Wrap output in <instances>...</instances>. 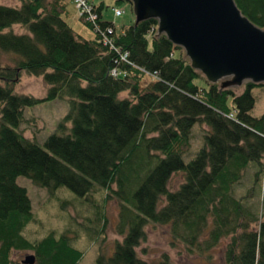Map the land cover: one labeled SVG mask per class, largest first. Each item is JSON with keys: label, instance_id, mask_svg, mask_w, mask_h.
<instances>
[{"label": "trees", "instance_id": "obj_1", "mask_svg": "<svg viewBox=\"0 0 264 264\" xmlns=\"http://www.w3.org/2000/svg\"><path fill=\"white\" fill-rule=\"evenodd\" d=\"M17 1L20 7L0 5V52L17 57L14 67L0 63V264H16L13 251H32L37 264H79L83 256L65 233L35 242L23 236L32 206L18 177L52 191L66 187L81 198L101 188L118 199L123 240L97 264H146L136 249L150 224L182 227L194 244L210 223L212 244L231 237L228 264H264V222L249 228L255 219L243 204L246 196H235L247 169L255 166V176L263 169L264 113L253 117L251 110L252 90L264 84L247 82L241 93L222 89L158 35L156 20L118 31L104 20V2L96 12L102 27L113 28L107 45L96 34L94 40L78 36L62 18L60 0ZM234 1L264 29V0ZM115 2L132 7L129 0ZM15 26L26 33H15ZM130 64L157 78L142 88L145 75ZM116 67L126 76H112ZM22 72L43 78L46 97L16 93ZM60 99L68 110L56 131L42 144L26 138L20 131L25 110ZM199 124L208 129L203 146L186 163ZM178 172L185 182L171 191ZM164 259L161 264H170Z\"/></svg>", "mask_w": 264, "mask_h": 264}, {"label": "rangeland", "instance_id": "obj_2", "mask_svg": "<svg viewBox=\"0 0 264 264\" xmlns=\"http://www.w3.org/2000/svg\"><path fill=\"white\" fill-rule=\"evenodd\" d=\"M100 2H104L105 5L104 20L113 22L118 31L134 22L135 17L129 3L117 4L115 0H97V5ZM0 5L21 6L17 0H0ZM59 5L66 6L62 18L74 32L86 40H94L95 33L80 19L74 1L60 0ZM115 7L124 9L125 13L121 17H115L113 12ZM12 31L26 33V30L20 26H15ZM16 58L13 54L0 52L1 65L14 67ZM152 81H154L153 77L145 75L140 85L144 88ZM218 83L221 85V82ZM246 83L232 88L237 93H241ZM48 89L49 86L42 77L32 76L25 72L21 73L15 86L16 93L31 95L39 99L46 97ZM252 95L255 97V105L251 110V115L260 117L264 113V86L254 88ZM121 97H128V93H123ZM67 110L66 101L61 99L44 102L34 109H26L25 121L20 131L26 138L42 144L56 131L59 123L67 114ZM207 130L204 124L194 126L191 146L184 157L186 163L192 160L203 146V136ZM256 171L255 166L247 169L241 182L235 187V196L239 198L246 196L243 204L255 219L250 223L251 219L248 215L249 228H258L257 225L264 222V165L262 172L257 176H255ZM184 182L185 176L182 172L173 174L169 181V190L177 191ZM17 183L27 190L31 201L32 220L23 230V236L29 241H39L50 233L56 236L65 233L71 238L72 245L83 253L79 264H97L99 257H110L115 252L118 243L122 242L123 234H120L118 230L120 202L116 198H107L106 192L101 188L81 198L66 187L52 191L35 185L26 177H18ZM212 227L210 223L199 235L196 243L190 244V241L183 237L187 233L182 227L175 229L172 224H150L146 228L145 241L136 249L137 255L146 264H161L166 256L170 264H228L226 253L231 237H222L217 244H212L213 240L210 236ZM32 254H34L32 251H13L11 260L13 263L22 264L25 257Z\"/></svg>", "mask_w": 264, "mask_h": 264}, {"label": "water", "instance_id": "obj_3", "mask_svg": "<svg viewBox=\"0 0 264 264\" xmlns=\"http://www.w3.org/2000/svg\"><path fill=\"white\" fill-rule=\"evenodd\" d=\"M135 25L154 19L158 35L181 47L193 69L221 88L264 84V29L234 0H129ZM28 255L22 264H35Z\"/></svg>", "mask_w": 264, "mask_h": 264}, {"label": "built area", "instance_id": "obj_4", "mask_svg": "<svg viewBox=\"0 0 264 264\" xmlns=\"http://www.w3.org/2000/svg\"><path fill=\"white\" fill-rule=\"evenodd\" d=\"M75 7L78 11V15L80 19L93 26L95 34L98 36V41L102 42L103 44H112V41L110 39V36L113 34V28L112 27H102L98 20H99V15L96 12V0H73ZM113 12L115 17H120L124 14V9L121 8H113ZM112 47V46H111ZM122 61L127 62V54H123L121 57ZM131 66H135L138 68L136 65L130 64ZM140 72L146 76H151L154 79L157 78L156 73H151L147 71L146 69L143 68H138ZM111 75L114 77L118 76H126V72L119 71L118 68H114L111 70Z\"/></svg>", "mask_w": 264, "mask_h": 264}]
</instances>
